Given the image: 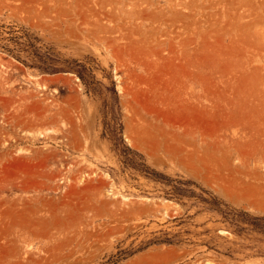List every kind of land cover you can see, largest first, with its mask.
Wrapping results in <instances>:
<instances>
[{"label": "rangeland", "instance_id": "1", "mask_svg": "<svg viewBox=\"0 0 264 264\" xmlns=\"http://www.w3.org/2000/svg\"><path fill=\"white\" fill-rule=\"evenodd\" d=\"M34 38L50 64L81 62L85 82L5 49ZM259 67L264 0H0V264H264L263 235L223 228L212 245L233 258L206 246L139 252L186 211L120 153L264 217ZM244 132L262 141L249 157Z\"/></svg>", "mask_w": 264, "mask_h": 264}, {"label": "trees", "instance_id": "2", "mask_svg": "<svg viewBox=\"0 0 264 264\" xmlns=\"http://www.w3.org/2000/svg\"><path fill=\"white\" fill-rule=\"evenodd\" d=\"M14 46L16 47L15 50L5 49L12 54L15 53L14 51L26 52L30 64L28 65L25 61L24 63L28 66L50 74L72 72L85 82L84 66L81 62L75 61L66 64L70 66L65 68L57 66V64H50V57L47 55L48 53L42 51V47L38 46L37 38H34V41L26 40L23 44L15 42ZM116 104L120 111L117 100ZM117 136L118 141L123 143L121 125H119ZM120 153L126 160L127 164H124L126 170H134L145 179L161 185L163 188L162 196L180 204L186 211L184 216L171 220L174 223L171 227L146 233L145 239L142 240V247L138 250L139 252L155 244L173 245L181 248L206 246L208 250H212L216 254L233 258L230 252L223 253L214 249L212 232L217 233L218 230L223 228L240 237L247 238L248 234L264 236V217L253 216L245 211L232 208L193 180L179 176L169 177L150 168L144 162L138 160L139 158L143 159V156L133 149L125 146V149ZM126 170H123V172ZM192 211L194 213L190 215ZM202 215H208L209 219L201 224L193 221ZM209 222L214 225L213 229L207 227Z\"/></svg>", "mask_w": 264, "mask_h": 264}, {"label": "bare ground", "instance_id": "3", "mask_svg": "<svg viewBox=\"0 0 264 264\" xmlns=\"http://www.w3.org/2000/svg\"><path fill=\"white\" fill-rule=\"evenodd\" d=\"M260 70H264V68H263V67H262V68H261V67H259V68H255V70H254L253 72L251 71L252 73L250 74V75L253 76V77L251 76L252 79H253V81L256 79L254 83H256V86H257V87L259 86V84H258L259 82L261 83V86L264 85V82H263V81H264V76H263V78H262V76H261V74H260V73H264V72H262V71H260ZM245 73H246V72H245ZM245 73H244V74H245ZM249 73H250V72H249ZM246 75H247V76H246ZM246 75L243 76V79L245 78V76H246V77H249L247 73H246ZM262 75H263V74H262ZM254 76H255V77H254ZM246 79L248 80V78H246ZM246 79H245V80H246ZM249 79H250V78H249ZM257 80H258V83L256 82ZM46 81H47V80H46ZM253 81H251V83H250L252 86L254 85V84H252ZM243 82H244V80H243ZM262 83H263V84H262ZM243 84H245V86H243V90L245 91V95H243V96H247L248 93L250 94V92L252 91V89H251V91H249V92L246 91V90H247V89H246V81H245L244 83H242V85H243ZM250 84H249V85L247 84V85L249 86L248 88H250V86H251ZM257 84H258V85H257ZM248 90H249V89H248ZM244 91H243V92H244ZM246 92H248V93L246 94ZM248 96H249V95H248ZM251 97H252V94H251L250 98H251ZM248 98H249V97H248ZM250 98H249V99H250ZM244 99H245V97H244ZM246 99H247V98H246ZM246 99L244 100V108L246 109L245 114H244V117H245V120L247 121V120H248V119H246L247 117H248V118H251V112H250V111L252 110V107H251V104H250V102H249V101H251V100L246 101ZM251 103H252V102H251ZM248 121H250V120H248ZM248 121H247V122H248ZM249 123H251V122H249ZM249 126H250V124H249ZM249 126H246V124H245L244 129H245V127L249 128ZM250 127H251V126H250ZM249 129H250V128H249ZM249 129H248V130H249ZM246 130H247V129H246ZM248 130H247V133L249 132ZM244 131H245V130H244ZM247 133L245 134V132H244V144H243V148H244L243 153H244V155H246V154L248 155V153H250L249 151L252 150L256 144H259V143L262 142L261 139L259 140V138L255 139L254 137H250V135H248L249 133H248V134H247ZM245 149H246V150L249 149V151L247 152ZM244 151L246 152V154H245ZM252 151H253V150H252ZM252 151H251V153H252ZM249 156H250V155L245 156V157H249ZM247 160H248V159H247ZM247 160H245V161H247ZM248 161H249V160H248ZM248 161H247V162H248ZM247 162H246V163H247ZM248 174H249V173H248ZM251 183H252V182H251ZM252 184H253V183H252ZM254 185H256V184H254ZM257 186H258V185H257ZM259 186H260V185H259ZM257 188H258V187H257ZM262 188H263V187H262ZM259 189H261V188L259 187ZM253 190H254V186H252V185L250 184V182H249V183H246L244 193L242 194L243 197H244V201H245L247 204H251V206L253 205L252 203H254V202H253L254 199L252 200V197L255 196V195H252ZM238 191H240V190H238ZM258 195H259V194H258ZM237 196H238V195H237ZM258 197H260V196H258ZM232 199H233V198H232ZM238 199H239V198H238ZM255 199H256V197H255ZM256 200H257V199H256ZM256 200H255V201H256ZM244 201H243V202H244ZM259 201H261V200H259ZM259 201H258V202H259ZM255 204H257V202H256ZM255 204H254V205H255ZM260 204H261V202H260ZM263 204H264V202H263ZM258 205H259V203H258ZM261 205H262V204H261ZM258 208H259V207H258ZM258 208H257V209H258ZM261 210H262V209H261Z\"/></svg>", "mask_w": 264, "mask_h": 264}]
</instances>
